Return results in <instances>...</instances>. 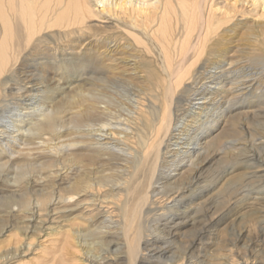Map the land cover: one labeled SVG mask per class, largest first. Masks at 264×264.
I'll return each mask as SVG.
<instances>
[{"label": "bare ground", "instance_id": "bare-ground-1", "mask_svg": "<svg viewBox=\"0 0 264 264\" xmlns=\"http://www.w3.org/2000/svg\"><path fill=\"white\" fill-rule=\"evenodd\" d=\"M0 225V264H264V0H0Z\"/></svg>", "mask_w": 264, "mask_h": 264}, {"label": "rangeland", "instance_id": "rangeland-1", "mask_svg": "<svg viewBox=\"0 0 264 264\" xmlns=\"http://www.w3.org/2000/svg\"><path fill=\"white\" fill-rule=\"evenodd\" d=\"M238 39H239V38H238ZM238 39L235 40V43L237 42ZM82 72H83V71H82ZM67 78H68V76H67ZM251 197L254 198V197H258V196H257V195H251ZM229 221H231V220H229ZM0 226H1V225H0ZM192 232H193V229H192L189 233H192ZM5 236H7V235H5ZM87 242H88L89 244L92 243L91 240H88ZM245 245H246V244H245V241L242 242L241 244H238V246H239L240 248L244 247ZM93 246H94V245H92V247H93ZM261 248H264V246H263V247H260L259 249H261ZM84 251L87 252V250H85V249H84ZM84 251H83V253H85ZM87 253H89V252H87ZM87 253H85V254H87ZM98 253H99L98 251H96L95 253H94V251H92V252H90L89 256H90V258L94 259V257L97 255V260L100 261V260L103 258V254H104V252H103V253H102V251L100 252V253H101L100 255H102V256H101L102 258L100 257V255H99ZM76 256H77V260H78V259H79V260H82V259L79 258L80 255H79V256L76 255ZM85 256H86V255H85ZM89 256H88V257H89ZM98 256H99V257H98ZM29 258H30V257H29ZM260 260H263V258L261 257ZM74 264H80V263H74Z\"/></svg>", "mask_w": 264, "mask_h": 264}]
</instances>
